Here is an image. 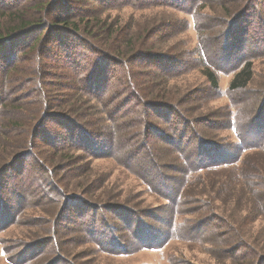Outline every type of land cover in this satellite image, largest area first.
<instances>
[{"label":"trees","instance_id":"16d2710c","mask_svg":"<svg viewBox=\"0 0 264 264\" xmlns=\"http://www.w3.org/2000/svg\"><path fill=\"white\" fill-rule=\"evenodd\" d=\"M131 4L140 10L167 7L192 17L198 33L197 52L193 53L198 56L194 58L198 66L189 69L201 68L209 90L216 94L220 74L232 75L228 93L245 92L254 77L253 60L264 58V0H0V138H18L17 147H21L19 154L14 152L7 160L9 153L4 149L3 164L9 162L6 166L15 170L20 163L30 160V167L39 172L43 185L51 187L53 183L48 177L52 171L54 174L55 171H70L86 159L116 158V151L121 154L123 144L126 155H130L134 149L126 145L127 141L136 140L133 146L147 160L149 175L135 174L149 190L167 202L145 216L159 226L164 221L165 231L157 230L163 227L144 224L145 231L141 232L144 239L139 241L131 228L136 219L143 222L140 215L132 218V222L117 215L118 227L112 215L95 219L94 224L105 231L110 224L111 242L117 236L121 244L117 233L128 232V239L139 245L134 248L135 243H132L127 248L126 243L118 247L112 242L113 248L119 250H104L119 254L164 246L175 228V217L190 215L187 211L191 203L183 200L187 179L195 173L235 164L242 151L258 147L264 140V118L261 119L264 117V96L260 107L249 112L252 118L249 123L239 126V112L233 115L230 110L219 116L227 123L214 128V119L191 116L187 106L197 98L196 90L178 95V98L167 95L165 83L169 77L157 68L169 63L181 69L185 54L176 55L174 50L163 55L157 50L162 43L186 30L188 23L178 19L160 21L157 25L149 23L139 34L128 25L116 31L115 25L104 17L105 13ZM205 9L208 14H200ZM250 32L259 38L249 40ZM247 43H250L249 48L245 49ZM254 47L259 50L256 55ZM144 66L150 72L142 77L139 71ZM203 122L206 128H214V131L234 129L240 145L229 153L201 130ZM245 125L246 132L242 134L241 127ZM171 130L179 132H175L177 139L169 137ZM251 133L254 136H249ZM188 135L194 141V149L180 147ZM249 137L254 141L248 142ZM154 138L166 145L156 147L150 142ZM166 141L175 147L176 158L172 164L179 168L165 162L171 154ZM212 151L217 153L218 159L210 161L209 157L214 155L208 153ZM0 170V174L9 172L4 165ZM22 174L17 173L16 184L12 185L17 189L8 190L5 197L0 195V217L5 219L3 215L12 212V216H6L9 222L0 230L14 224L18 209H22L17 204L19 191L27 184ZM147 176L154 180H148ZM57 180L56 177V184ZM255 199L264 210V196H255ZM156 212H162V219ZM209 216L212 218L211 214ZM213 218L219 220L216 216ZM223 224L230 227V223ZM121 225L127 226L121 230ZM151 233L156 237L146 238ZM217 236L220 237L218 233ZM232 237L224 241L230 249L225 251L224 258L240 264H264V256L241 254L243 243H246L244 237L234 238V234ZM29 260L33 259L26 258L22 264Z\"/></svg>","mask_w":264,"mask_h":264},{"label":"rangeland","instance_id":"374dc122","mask_svg":"<svg viewBox=\"0 0 264 264\" xmlns=\"http://www.w3.org/2000/svg\"><path fill=\"white\" fill-rule=\"evenodd\" d=\"M216 11L219 10L216 9ZM200 14H208V11L202 10ZM104 17L109 19V23L112 22L115 25L116 31L128 25L133 31H138V34L143 33L142 30L149 23L157 25L160 21L175 19L186 21L187 29L162 43L157 50L158 54L163 55H167L170 51L174 52V50L176 55L185 54V59L182 61L183 68L176 69L169 63L157 68L159 72H165L166 77H169L165 83L167 95L178 98L187 92L196 90L197 98L187 106L191 111V116L194 119H214V128L216 125L221 127L227 123L226 119H220L219 116L226 115L225 113L230 110L233 115L239 112L237 116L239 126L252 120L249 112L251 110L255 112L260 107L264 96V58L253 60L254 77L245 92L228 93L232 75L220 74L218 75L219 89L216 94L215 91L209 90L201 68L189 69L198 66L194 60L198 56L193 55L195 50L197 52L198 33L191 16L167 7L140 10L131 4V6L109 11ZM200 24L205 26L202 21ZM257 38L259 37L254 32H250L249 40L253 41ZM249 44H245V49L249 48ZM257 49L255 47L252 49L255 55L259 52ZM140 69V76L150 72L145 66ZM241 128V133L244 134L246 125ZM213 129L206 128L204 122L201 124V130L206 131L208 137L215 138L211 141L223 145L229 153L240 145L239 137L234 129L216 131ZM175 132L171 130L169 137L177 139ZM246 134L248 135L249 132ZM249 136L254 135L251 133ZM191 139L192 137L188 135L183 139L180 147L194 149L192 145L194 141ZM19 141L18 138L10 136L0 138V167L4 165L6 171H9L0 174V186H3L0 195L5 197L8 190L13 192L12 189H17L12 186L16 184L17 173L23 172L27 182L25 188L19 191L20 197L17 199V204H19L18 208L22 209H18L16 222L0 230V264H22L26 258L33 260L25 264H240L238 261L234 262L224 258L227 254L225 251H230L224 241L233 234L234 238L244 237L246 241L243 243L245 247L241 251L242 255L253 253L250 256H264V210L255 199V196H264V140L258 147L242 151L235 164L211 168L208 172L201 174H192L187 179V193L186 197L184 196L185 199L183 198L186 204L191 203L187 211L190 215L180 214L175 217V228L172 233L170 231L171 237L164 246L157 249H142L128 254L104 252L108 248L112 249L114 245L119 247L126 243L127 248L132 243H135L134 248L139 245L128 239V232L117 233L122 242L118 243L115 238L117 236H115V241H112L113 245L108 236L109 231L110 236L113 235L110 224L105 231L97 223L94 224V220L98 221L103 216L112 215L113 223L118 227L117 215L128 221L140 215L143 222H137L136 219L131 228L136 232L139 241L144 239L141 235V232L145 231L144 224L155 228L163 227L162 230H157L165 231L164 221H161L162 226H159L146 217L149 216L147 212L162 207L167 202L162 196L149 190L148 185L135 174L138 172L149 175L147 160L142 152L133 146L137 141H127L126 145L134 149L130 152L131 156L126 155L123 144L122 153L116 151L115 154L118 160L113 157L86 159L78 162L76 167L70 171H55V174L52 171L51 176L48 177L53 183L52 188L43 185L39 172L30 167V160L20 163L15 170H12L11 166H6L9 162L3 164L6 153H9L6 160L10 159L14 152L20 153L21 147H17ZM250 141H254L253 137H249L248 142ZM150 142L156 147L166 145L156 138ZM166 143L171 148V154L165 161L166 164L179 168L177 164H172L176 158L175 147L173 148L169 141ZM116 149L120 148L116 147ZM212 152L208 153V155H214L209 157L210 161L218 159L217 153ZM204 153L205 151L202 154ZM56 177L57 184L55 183ZM147 178L154 180L151 176ZM35 187L38 190L33 189ZM59 210L61 216L57 215ZM6 213L3 215L5 219L0 217V228L9 222L6 216L8 215V218L12 216V212ZM156 215H160L162 219V212H156ZM213 216L220 221L214 220ZM224 222L230 223V227H225ZM136 223L139 225L136 226ZM124 226L127 225H121L119 228L122 230L121 227ZM185 228L188 229V234ZM221 234L224 235L223 238ZM150 237L156 236L153 233L146 236V238ZM55 240L56 243H53Z\"/></svg>","mask_w":264,"mask_h":264}]
</instances>
